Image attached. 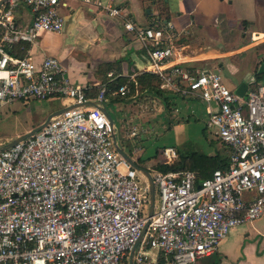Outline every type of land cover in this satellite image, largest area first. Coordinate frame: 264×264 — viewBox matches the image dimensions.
Listing matches in <instances>:
<instances>
[{
	"label": "built area",
	"instance_id": "2783aa9c",
	"mask_svg": "<svg viewBox=\"0 0 264 264\" xmlns=\"http://www.w3.org/2000/svg\"><path fill=\"white\" fill-rule=\"evenodd\" d=\"M69 1L0 0V108L52 98L63 107L97 104L69 109L0 151V264H129L148 219L149 180L118 152V128L102 109L114 104L122 111L107 94L125 98L128 85L103 84L91 97L57 57L47 55L40 65L33 60L41 35L64 30L61 9ZM74 1L120 19L147 50L164 88L208 105L206 127L230 149L229 167L200 185L195 171H151L156 206L134 263L158 264L163 255V264H198L234 227L264 214V84L251 82L241 96L219 71L174 61L173 23L141 24L120 0ZM251 42L264 43V32H253ZM214 102L217 110L209 108ZM133 129L130 137L140 133ZM164 153L167 161L177 157L171 148ZM148 248L157 251L154 259Z\"/></svg>",
	"mask_w": 264,
	"mask_h": 264
},
{
	"label": "crops",
	"instance_id": "0c3cea01",
	"mask_svg": "<svg viewBox=\"0 0 264 264\" xmlns=\"http://www.w3.org/2000/svg\"><path fill=\"white\" fill-rule=\"evenodd\" d=\"M120 1L125 2L141 24H150L156 18L173 23L178 34L173 56L175 62L196 67L202 64L205 69L219 71L225 83L233 90L244 83L250 85L256 81L257 74L264 73V43L251 42L253 32H264V0ZM64 9H67V14L75 17V21H68L60 33L47 32L41 35L32 48L33 60L38 65L45 56L53 55L61 61L66 75L73 83L90 89L100 85L102 87L106 83V76L113 81L120 75L134 79L142 72L153 71V65H149L147 50L127 33L120 19L110 16L105 9L74 0L69 1L68 7ZM106 20L118 23V29ZM43 39L47 44L46 52L40 50ZM49 40L54 42H48ZM89 47L93 48L92 52L85 49ZM117 50L125 53L124 58L116 56ZM230 58L249 59L247 62L240 59L241 62L238 63L226 61ZM245 63L249 66L244 69L241 66ZM111 72L114 73L113 78L109 77ZM257 84H264V77ZM136 95H139L138 88ZM147 95L151 99L141 105L147 107L148 103L155 101L161 106L160 109L163 108L161 97L154 93ZM171 100L182 108L181 117L169 126V131L172 130L177 135V144L180 145L189 141L186 132L188 116L199 114L207 120L209 110L208 105L198 96L173 94ZM135 101H113L123 111L120 121L134 120L140 116L130 111L131 107L132 110L135 109ZM61 102L64 104L62 100ZM209 108L217 110L218 104L214 102ZM147 120L148 129L166 125L165 120ZM165 128L168 129L166 126ZM155 130L157 129L153 133ZM212 151L206 153L214 155L216 152ZM138 158L144 159L143 156H136ZM154 159L145 162L149 164ZM164 159L166 160V155ZM156 255L157 251L153 250V259ZM216 256L220 259L218 264H264V214L253 223L234 227L220 243L216 255L203 258L198 264H209Z\"/></svg>",
	"mask_w": 264,
	"mask_h": 264
},
{
	"label": "rangeland",
	"instance_id": "374dc122",
	"mask_svg": "<svg viewBox=\"0 0 264 264\" xmlns=\"http://www.w3.org/2000/svg\"><path fill=\"white\" fill-rule=\"evenodd\" d=\"M64 8H62L61 11L66 18V23L68 21L70 23H74L75 17L67 14V9ZM106 22H109V24H111L113 27L116 26L118 29V23L114 24L113 21L109 20H106ZM116 27L114 28L116 29ZM50 41L54 42V40H49L48 42ZM40 46V50L46 52L47 44L44 39L41 40ZM85 49L89 52L93 51L92 47ZM116 54V56H121L119 58H124L123 55L125 53L121 50H117ZM240 59L244 62H247L249 58H230L226 61L238 63L241 62ZM248 66L249 65L245 63L244 66L242 65L241 67L245 69ZM203 67L204 66H202V64L198 66L200 69H204ZM120 70H122V68H120ZM136 93L122 100L128 102L136 100L134 102V105H136L135 109L132 110L131 107V110H129L132 114L136 112V114L140 115L141 117L139 116L134 120L126 119L125 121H120L123 111H120L119 108L114 104H109L108 108L116 124V127L119 128L117 139L126 147V151L128 153H132V157L134 159H136V156H143L145 160L155 158L152 163L147 164L144 162L142 164L144 167H148L150 171H158L154 169L155 164L168 160L167 158L166 160L164 159L166 147L172 148L175 146H182L186 145L187 142H191V144H193L197 150L202 152H210L211 150H213L212 152H216V150H220L221 152L227 154L229 153V148L226 144L214 140H219V138L216 135L210 133L206 127V119H204L203 116L199 114H190V116H188L189 120L186 121L188 123L186 132L189 141L180 145L177 144V135H175L172 130L169 131V126L176 123L178 118L181 117L182 108H180L179 105L174 104V102L172 107H168L166 104H164L162 109H160V107L154 103H148L149 106L146 107L141 104H143L145 101H149L151 99L150 96L147 95L144 98L140 95H136ZM62 107L63 104L61 100L57 98L44 101H30L29 103H25L22 100H15L10 104H5L0 108V143L3 145L7 144L8 142L14 140L17 136L27 133L26 131L29 129L32 130L33 128L39 126L46 121L51 113ZM155 115L157 117H155ZM151 118L156 119V121L165 120L166 123L164 122V124H166L165 126L168 127V129H166L164 125L160 126V128L156 127L153 129H148L146 126L149 123L147 119ZM133 127H137L140 130V133L136 137H130L131 132L134 130ZM154 129H157L158 131L155 130V133H153ZM152 251L153 249L150 248L146 250L150 256Z\"/></svg>",
	"mask_w": 264,
	"mask_h": 264
},
{
	"label": "trees",
	"instance_id": "16d2710c",
	"mask_svg": "<svg viewBox=\"0 0 264 264\" xmlns=\"http://www.w3.org/2000/svg\"><path fill=\"white\" fill-rule=\"evenodd\" d=\"M150 65V60H149ZM264 77V73H259L256 76V84L260 79ZM105 84L109 87H117L121 85H128L129 93L125 98L116 96L113 97L109 93L107 96L112 99V101H119L126 99L130 95H134L139 89V95L141 97H146L148 93H154L161 97L164 104L168 107L173 106L172 96L173 93L162 86V78L159 74L152 71H145L138 74L134 79L130 76L120 75L114 81L110 82L106 76L104 79ZM101 90V85L95 87L94 89H88L89 95L91 97L96 96ZM60 100V99H59ZM215 141L221 142L220 139ZM189 143V144H188ZM222 143V142H221ZM224 144V143H223ZM123 145V144H122ZM124 149L126 147L123 145ZM168 147H166L167 149ZM229 148V147H228ZM165 149V150H166ZM177 157L171 161H164L155 164L154 169L161 171L163 173L169 172H183V171H195L198 174L197 185H200L201 181L211 177L215 170L228 168L230 165V149L229 153L221 152L216 150L214 155H209L206 152L197 150L191 142H187L186 145L173 147ZM132 156V153H129ZM145 162V159L138 158L137 163L141 166ZM144 167V166H143ZM146 168V167H145ZM148 168V167H147ZM216 255L213 254L212 256ZM166 258L160 255L158 264H163ZM220 262L219 257H214L209 264H218ZM154 264V263H153Z\"/></svg>",
	"mask_w": 264,
	"mask_h": 264
},
{
	"label": "water",
	"instance_id": "95a60500",
	"mask_svg": "<svg viewBox=\"0 0 264 264\" xmlns=\"http://www.w3.org/2000/svg\"><path fill=\"white\" fill-rule=\"evenodd\" d=\"M249 88V85L248 83H244L243 85H241L240 87H238L235 91L236 93H238L239 95L241 96H244L247 92ZM84 105H97L96 102H88V103H85V104H73V105H70V106H64L56 111H54L53 113H51L49 115V117L46 119L45 122H43L42 124H40L39 126L33 128L32 130H30L29 132L25 133V134H22V135H19L17 136L14 140H12L11 142H8L7 144H4L3 146H0V151L2 150H5L9 147H12L14 145H16L18 142L20 141H23L31 136H33L34 134H36L38 131H40L41 129H43L47 124L50 123L51 119L66 112L67 110L69 109H73L75 107H81V106H84ZM102 109L103 111L106 113V115L109 117L110 121H111V125L113 127H115V122L113 120V117L112 115L110 114V112L108 111V109L104 106H102ZM114 139L115 141L117 142V136L114 135ZM117 150L118 152L125 158L127 159L137 170L141 171L142 173H144L148 180H149V187H150V203H149V208H148V219H147V222L142 230V233L138 239V241L136 242V244L134 245L131 253H130V262L129 264H135L134 263V255H135V252H136V249L139 245V243L141 242V240L143 239L146 231H147V228L149 226V223L151 221V217L154 215V211H155V206H156V187H155V182H154V179H153V176L151 174V171L148 169V168H145L141 165H139L137 163V160L134 159L122 146H120L118 143H117Z\"/></svg>",
	"mask_w": 264,
	"mask_h": 264
}]
</instances>
